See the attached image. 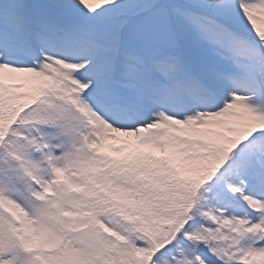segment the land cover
Masks as SVG:
<instances>
[{"label":"snow or ice","instance_id":"obj_1","mask_svg":"<svg viewBox=\"0 0 264 264\" xmlns=\"http://www.w3.org/2000/svg\"><path fill=\"white\" fill-rule=\"evenodd\" d=\"M0 264H264V0H0Z\"/></svg>","mask_w":264,"mask_h":264}]
</instances>
